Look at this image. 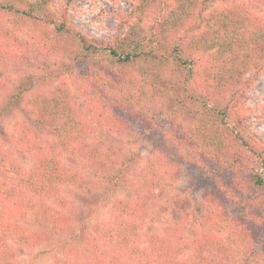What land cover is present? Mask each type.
Returning <instances> with one entry per match:
<instances>
[{"label":"trees","instance_id":"obj_1","mask_svg":"<svg viewBox=\"0 0 264 264\" xmlns=\"http://www.w3.org/2000/svg\"><path fill=\"white\" fill-rule=\"evenodd\" d=\"M53 1L0 0V76L16 77L0 96V264H15L18 247L43 244L46 231L69 228L73 205L64 190H93L83 170L112 181L129 175L127 191L106 221L93 224L83 259L55 264H229L217 231L255 254L264 246L255 231L264 236V142L246 139L236 107L240 89L264 68V0H132L108 38L76 30ZM69 76L79 109L63 80ZM13 111L33 126L6 132L3 118ZM134 111L166 125L139 168L124 161L111 136L129 129ZM203 155L232 170L231 186L205 194L193 240L176 224L142 246L150 203L165 195L181 162ZM242 191L251 194L232 218L223 204ZM210 246L217 253L204 255Z\"/></svg>","mask_w":264,"mask_h":264},{"label":"rangeland","instance_id":"obj_2","mask_svg":"<svg viewBox=\"0 0 264 264\" xmlns=\"http://www.w3.org/2000/svg\"><path fill=\"white\" fill-rule=\"evenodd\" d=\"M227 3L228 1L216 4ZM132 4V0H54L51 6L57 13L65 12L68 15V23L82 34L108 38L116 31L118 15L128 12ZM246 77L254 78V72H248ZM64 79L71 90L72 103L79 109L81 97L72 84L71 77H64ZM12 80H16V77L0 76V96L11 89ZM57 82H60V79L46 84V90L53 89ZM42 89L45 90V87ZM240 90L239 104L236 108L243 115L241 131L251 143L264 142V68L250 84L244 85ZM127 114L129 129L122 134H111L114 137L113 146L116 151L123 154L125 162L129 161L131 166L139 168L141 161L139 158L141 159L162 143L161 132H165L166 125L161 118L158 119V124H154L138 111ZM3 124L6 132L23 124L33 126L32 119L18 111L8 113L3 118ZM23 158L22 161L27 163L25 156ZM69 164L77 170L81 167L78 163ZM83 172L93 183L92 192L82 193L69 189L63 192L73 205V216L69 228L54 232L46 231L47 238L39 246L16 248L15 264H55L57 258L63 259L66 256L83 259L82 245L89 233L91 234L93 224L109 218L114 202L125 195L130 177L129 175L125 178L120 176L113 178L114 181H112L108 174L104 178L102 175L95 176L84 170ZM232 176L231 169L224 168L204 155L197 162H181L178 177L166 185L165 195L151 202L145 211L140 229L142 246H147L154 237L160 239L166 237L168 228L176 227V224L183 238L193 240L194 236H191L190 232L200 229L199 223H202V215L206 212L203 208L205 194L213 189L218 190L220 186H231ZM250 189L256 194L255 189ZM244 193L247 192L242 191L240 197L237 195L233 201H226L223 204L227 215L236 218L242 214L246 205L245 200L251 194L241 196ZM255 231H258L257 237L264 242L263 231L258 228ZM217 236L228 252L229 264H264L263 245H259L256 253L252 255L250 248L228 241L223 233L217 231ZM208 251L217 253V249L213 246L206 247L204 255ZM188 255L194 263L200 261L201 257L194 255L193 252Z\"/></svg>","mask_w":264,"mask_h":264}]
</instances>
